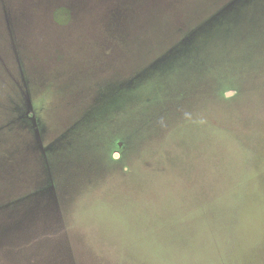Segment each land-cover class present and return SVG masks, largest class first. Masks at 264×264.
<instances>
[{"label": "rangeland", "instance_id": "374dc122", "mask_svg": "<svg viewBox=\"0 0 264 264\" xmlns=\"http://www.w3.org/2000/svg\"><path fill=\"white\" fill-rule=\"evenodd\" d=\"M0 264H264V0H0Z\"/></svg>", "mask_w": 264, "mask_h": 264}]
</instances>
